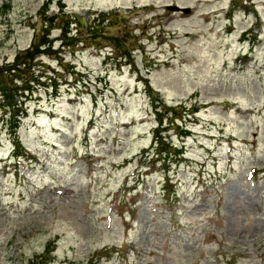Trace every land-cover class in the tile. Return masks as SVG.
<instances>
[{
	"label": "rangeland",
	"instance_id": "rangeland-1",
	"mask_svg": "<svg viewBox=\"0 0 264 264\" xmlns=\"http://www.w3.org/2000/svg\"><path fill=\"white\" fill-rule=\"evenodd\" d=\"M19 60L0 264H264V0H0V67Z\"/></svg>",
	"mask_w": 264,
	"mask_h": 264
},
{
	"label": "trees",
	"instance_id": "trees-1",
	"mask_svg": "<svg viewBox=\"0 0 264 264\" xmlns=\"http://www.w3.org/2000/svg\"><path fill=\"white\" fill-rule=\"evenodd\" d=\"M63 17L69 18L64 13H63ZM71 25H76L77 26V22H71ZM50 26H51V20H48V17H45V19L43 21V27H44L43 29H44V31H48L50 29ZM93 30L95 31V28ZM64 32L65 31L62 29V33H64ZM80 32L81 31H80V29L78 27L76 28V31L74 33L70 30V32L64 34V38L62 40L63 43H66V45L68 44L69 45V48L74 49V50L76 48H79L82 45H85V42L84 41L78 39L80 37V34H81ZM42 45H44V43H40L39 41H37V38H36V41H34L33 45L30 48V51H28L26 53V54H28L29 57L30 56L33 57L31 59H28V60H33L34 58H36L38 56V55L36 56V54L39 53V50L40 49H42V47H43ZM62 48H63V50H65L64 49L65 47L62 46ZM24 53H25V51H24ZM38 59H39V57H37L34 60V63L35 64H36V62H37ZM122 59H125V58H122ZM28 60L26 62H22L23 60H19V61L15 62V64L13 66L11 65V63L6 62V65L5 66L0 67V73L1 74H5L6 72H8L11 75H14V77H15V76H18V73L17 72H19V70H21L22 72H25L26 70L29 71L32 68L33 63L31 64V66H29L28 64L30 63V61H28ZM8 79H10V77H8ZM48 80H49V78H48ZM7 82H8V80H5V81H3V82L0 83V89L3 91V94L1 93L0 100H2L3 103L7 102L6 107H7L8 111H9V114H8L9 116L7 115V113L5 114V116H6V118H11L13 116V118L19 119V116H14L15 109L12 110V109H10V107L11 108L13 107L14 102L17 99L19 101L18 104L21 105L22 102H23V100H24V98H25L24 95L26 94V92L19 90V88L17 86L18 83H16V81H14V83H9V84H7L5 86L4 84L7 83ZM50 82H53V79H50ZM179 108H181L183 110V114L180 117L181 118V120H180L181 123H183V121L186 120V117H190L191 114H194L193 112L189 113L190 110L187 111L186 110V108H187L186 106H182V107H179ZM179 108H175L174 109L172 107L170 113L167 114L166 116H164V118H161V120L159 122L160 125H158L157 136H156V139H155L156 142H155V145H154V146L157 147L158 146V143H159V147L157 148V152L158 153H155V155H157V158H156L155 161H159V162L165 163V164L166 163H170L171 162V157L174 156V149H176V145L175 144H173L172 147L171 146L169 147L166 144V142H167V140H168L169 137L167 136V134H165V132H168V129L163 128L164 127V121L169 122V124L171 126H173V129L174 130H178L179 131L178 133H181L180 134L181 137H184L183 136V133L180 131V128H182V127L180 125L176 124L177 121H179V120L178 119H174V116H175L174 115V111L175 112L178 111L177 109H179ZM157 112H158L157 115L159 116V114L161 112H163V111L160 110V109H157ZM161 134H164L165 137L161 136ZM15 138L18 139L17 132L15 134ZM18 148L19 147L17 145L16 146V149H18ZM167 148H169V149H167ZM180 154L181 153H178L179 156L182 155V154L181 155ZM183 157H184V155H183ZM146 159H147V157H146ZM161 163H159V164H161Z\"/></svg>",
	"mask_w": 264,
	"mask_h": 264
},
{
	"label": "water",
	"instance_id": "water-1",
	"mask_svg": "<svg viewBox=\"0 0 264 264\" xmlns=\"http://www.w3.org/2000/svg\"><path fill=\"white\" fill-rule=\"evenodd\" d=\"M175 9H177V8H175ZM185 12H187V13H188V12H189V10H185Z\"/></svg>",
	"mask_w": 264,
	"mask_h": 264
}]
</instances>
